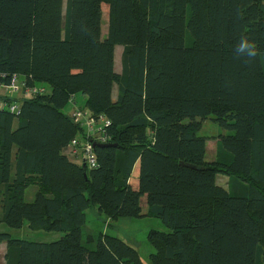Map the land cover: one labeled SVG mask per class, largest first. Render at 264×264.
<instances>
[{"label": "trees", "instance_id": "16d2710c", "mask_svg": "<svg viewBox=\"0 0 264 264\" xmlns=\"http://www.w3.org/2000/svg\"><path fill=\"white\" fill-rule=\"evenodd\" d=\"M242 35L258 44L252 62L234 54ZM12 77L44 94L0 109V224L60 237L0 233V264H145L86 230L89 209L160 221L166 230L146 235L151 264H264V0H0V85ZM71 101L108 123L90 170L65 155L84 138L63 113ZM206 120L225 132L211 163Z\"/></svg>", "mask_w": 264, "mask_h": 264}, {"label": "rangeland", "instance_id": "374dc122", "mask_svg": "<svg viewBox=\"0 0 264 264\" xmlns=\"http://www.w3.org/2000/svg\"><path fill=\"white\" fill-rule=\"evenodd\" d=\"M108 26V10L107 6H102V19H101V33L104 36L107 32ZM121 53L122 47L115 46L114 48V59H115V71L120 72L121 70ZM47 88V87H46ZM49 92V88H47ZM34 94V93H32ZM1 102L4 103V99H12V97L20 96V94H16L13 96L7 97V93H1ZM21 96L27 97L28 95L24 94L21 91ZM76 107L84 108L86 103V98L82 96L80 93H76ZM116 97V88L114 89L113 98ZM72 112V104L68 102L65 108L63 109V113L65 115L70 116ZM225 133L218 125L214 124L210 120H206L202 124V128L200 131L201 136L206 138V157L209 163L213 162L216 158V137L219 134ZM138 178V169L134 168L132 171L129 183L133 187L136 186ZM217 182L220 186L226 187L227 177L218 175ZM36 185H32L25 191V199L29 200L30 196L34 191H36ZM96 210L89 209L86 212V222L85 229L86 230H98L101 232H107L111 236L118 237L119 239L124 240L133 248H135L140 256V259L145 264H151L149 261V255L152 251L150 244L147 241V233L150 230H166V228L155 218L143 217L140 219H117L115 221H109L104 217L95 214ZM0 233H8L14 239H22L32 242H52L59 239L60 235L57 233H47L43 231H32L28 228L26 223L20 229H10L4 224H0ZM5 252V245H0V262L2 260V256Z\"/></svg>", "mask_w": 264, "mask_h": 264}, {"label": "built area", "instance_id": "2783aa9c", "mask_svg": "<svg viewBox=\"0 0 264 264\" xmlns=\"http://www.w3.org/2000/svg\"><path fill=\"white\" fill-rule=\"evenodd\" d=\"M2 91L6 92L8 96L20 94L19 97H22L21 91L26 95L31 93L44 94V90L42 88H28L16 77H12L8 86L0 85V96ZM71 99L73 100V98ZM73 103L74 102L71 101L72 112L70 117L74 124L79 125V127L83 130L84 138L80 141L73 139L65 151V155L72 160L80 161L87 169L90 170L95 168L97 165L96 157L93 152V145H106L109 140L104 132L108 123L102 116L94 119L90 117L89 112L84 110H82V112L78 111L74 106L75 103ZM3 106L8 108L11 113H18V105L16 103L7 106L6 103H2L0 99V109Z\"/></svg>", "mask_w": 264, "mask_h": 264}, {"label": "clouds", "instance_id": "9594fccd", "mask_svg": "<svg viewBox=\"0 0 264 264\" xmlns=\"http://www.w3.org/2000/svg\"><path fill=\"white\" fill-rule=\"evenodd\" d=\"M237 58H243L246 62H252L258 55V44L255 40L242 35L234 48Z\"/></svg>", "mask_w": 264, "mask_h": 264}, {"label": "crops", "instance_id": "0c3cea01", "mask_svg": "<svg viewBox=\"0 0 264 264\" xmlns=\"http://www.w3.org/2000/svg\"><path fill=\"white\" fill-rule=\"evenodd\" d=\"M1 93L3 94L4 91H2ZM75 101H76V96H75ZM76 102H77V101H76ZM133 188L137 189V183H136V186H135V187L133 186ZM31 197H32V195L30 196V199H31ZM95 214H97V213H95Z\"/></svg>", "mask_w": 264, "mask_h": 264}, {"label": "water", "instance_id": "95a60500", "mask_svg": "<svg viewBox=\"0 0 264 264\" xmlns=\"http://www.w3.org/2000/svg\"><path fill=\"white\" fill-rule=\"evenodd\" d=\"M101 146L102 147H108L109 145H97V146L95 145V147H101ZM193 168H195V167H193Z\"/></svg>", "mask_w": 264, "mask_h": 264}]
</instances>
